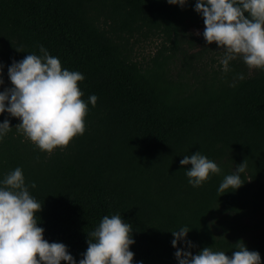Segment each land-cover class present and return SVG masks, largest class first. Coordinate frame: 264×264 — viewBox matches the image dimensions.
<instances>
[{
    "label": "trees",
    "instance_id": "16d2710c",
    "mask_svg": "<svg viewBox=\"0 0 264 264\" xmlns=\"http://www.w3.org/2000/svg\"><path fill=\"white\" fill-rule=\"evenodd\" d=\"M195 4L0 0V92L12 87L13 60L41 56V46L60 60L62 71L85 77L78 82L88 107L85 131L67 147L40 150L17 130L20 118L0 113V124L7 119L11 127L0 137V187L20 168L30 196L43 205L36 219L44 239L63 243L77 264L88 233L113 215L131 225L132 264H178L171 232L182 227L195 247H177L193 255L209 247L231 258L239 242L259 252L264 264V69L249 70L237 56L228 71L213 69L200 78L188 61L197 54L180 47L192 29L205 27ZM146 31L172 44V53L164 47L148 68L130 59L124 38ZM176 52L184 56L185 72L194 69L195 83L172 76ZM198 151L221 171L194 188L186 176L192 166L180 161ZM245 160L242 186L219 192Z\"/></svg>",
    "mask_w": 264,
    "mask_h": 264
},
{
    "label": "clouds",
    "instance_id": "9594fccd",
    "mask_svg": "<svg viewBox=\"0 0 264 264\" xmlns=\"http://www.w3.org/2000/svg\"><path fill=\"white\" fill-rule=\"evenodd\" d=\"M167 2L183 8L187 0ZM194 10L204 20L203 36L207 44L215 42L224 51L221 63L225 71L237 56H242L249 70L264 69V0H196ZM40 52L41 56L28 54L19 62L13 60L8 67L12 87L0 92V113L20 118L22 123L16 126L17 130L40 150L50 153L57 147H67L76 135L84 133L88 107L78 88L84 75L62 71L58 58L50 56L42 46ZM2 69L0 65V72ZM244 78L243 74L238 75L239 80ZM97 99L95 95L89 97L92 106ZM10 130V122L5 119L0 124V137ZM180 164L192 166L186 176L194 188L200 187L209 173L221 171L199 151L185 155ZM246 168L245 160L233 174L224 178L218 191L225 193L241 187L244 182L240 174ZM31 187L35 188V183ZM42 206L30 196L20 168L5 176L3 187H0V264H61V261L77 264L63 243H49L44 239V229L37 226L36 219ZM189 231L182 227L171 232L178 264H261L259 252L249 251L239 242V250L234 251L231 258L209 247L193 255L190 250L177 247L180 242L188 249L195 247L186 239ZM132 232L131 225L120 215L104 216L99 226L88 233V248L79 264H132L134 253L129 250L135 243Z\"/></svg>",
    "mask_w": 264,
    "mask_h": 264
},
{
    "label": "rangeland",
    "instance_id": "374dc122",
    "mask_svg": "<svg viewBox=\"0 0 264 264\" xmlns=\"http://www.w3.org/2000/svg\"><path fill=\"white\" fill-rule=\"evenodd\" d=\"M110 23V22H108ZM205 29V27L203 28ZM203 29H192L191 33L188 34L185 38V41H181L180 47L182 49H188V55L197 54L192 59L188 61L193 65L195 73L204 77L205 73L210 74L213 72V69H223L224 66L221 63L225 53L220 48H215L214 46L207 44V42L198 43L197 39L200 37ZM199 32V35L196 33ZM125 43L129 51L130 59L134 62H138L144 68L151 67L153 65V60L157 57L160 51L167 48L165 54L172 53V44L168 41H165L164 36L162 35H153L146 32H136L132 35H124ZM186 41L192 42L191 46ZM194 46V47H192ZM191 47V48H189ZM174 65L172 66V76L178 78V74L185 75L182 78L183 82H189L191 84L195 83L193 77L194 69L191 68L190 72L187 73L184 71V56L180 52H176V57L174 58Z\"/></svg>",
    "mask_w": 264,
    "mask_h": 264
}]
</instances>
